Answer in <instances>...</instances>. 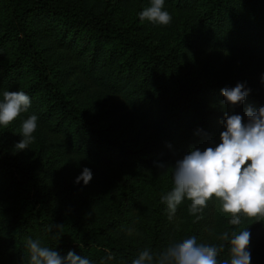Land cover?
Returning a JSON list of instances; mask_svg holds the SVG:
<instances>
[{"label": "trees", "instance_id": "obj_1", "mask_svg": "<svg viewBox=\"0 0 264 264\" xmlns=\"http://www.w3.org/2000/svg\"><path fill=\"white\" fill-rule=\"evenodd\" d=\"M152 1L193 19L157 36L138 15L124 19L94 0H0V52L12 51L0 64V87L26 72L16 101L66 140L67 150L96 164L147 169L173 159L197 176H227L253 162L264 183V92L198 61L206 49L264 56V0ZM54 47L65 51L69 68L116 98L106 115L75 105L53 79ZM123 110L138 115L137 132L104 125ZM149 130L155 145L135 147L133 136ZM51 161L38 149L23 163L0 138V185L8 197L0 264H264V209L241 227L236 211L210 239L212 201L201 202L181 229L177 206L162 198L170 186L147 211L130 215L123 188L106 198L93 187L92 171L60 179Z\"/></svg>", "mask_w": 264, "mask_h": 264}, {"label": "rangeland", "instance_id": "obj_2", "mask_svg": "<svg viewBox=\"0 0 264 264\" xmlns=\"http://www.w3.org/2000/svg\"><path fill=\"white\" fill-rule=\"evenodd\" d=\"M94 1L99 7L112 6V9L124 19L138 15L139 21L144 24L142 28L158 34L157 36L161 34L171 36L185 20L193 19L189 12L178 9L173 4L152 0ZM2 10H0V20L5 17V12ZM47 42H51L50 39ZM49 51L55 60L52 65V77L59 81L61 87L68 90L70 100L77 106H86L93 114L106 115L116 98L84 80L78 71L69 68L65 51L57 47ZM11 52V50L0 52V64ZM198 55V61L211 66L213 71L229 73L230 76L251 83L264 92V56L248 53L218 54L208 49ZM27 77L28 74L24 72L14 85L0 87V138L5 142L8 152L19 161L27 163L39 149L41 154H48L52 159L50 163L58 168L60 179L86 173L87 170L92 171L96 180V187H93L98 193L106 194V198L113 199L121 188L125 190L128 196L125 207L130 215H139L137 213L139 210L147 211L156 193L161 188L170 186L172 190L168 189L167 196L162 198L177 206L175 223L181 229L191 226L201 202L212 201L213 219L207 232V237L210 239L218 238L223 233L236 211L239 210L241 227L252 223L258 217L260 210L264 209V183L259 168L253 162L244 163L239 174L238 171L234 172V176L230 173L227 176L224 174L197 176L194 171L173 159L151 168L136 169L96 164L84 153L67 150L66 140L48 133L45 125L34 118L30 109L16 101V90ZM103 122L111 129L115 127V131L121 130L126 134H133V130L136 131L138 128L133 126L139 122V118L131 110H123ZM133 137L132 144L135 147L143 144L145 147H153L157 140L150 130L146 133H136ZM226 177H229V180ZM233 182L238 184L239 193L232 188ZM136 192L134 199L133 195ZM7 202L8 197L0 185V217L5 214ZM40 239L41 237H38L37 241Z\"/></svg>", "mask_w": 264, "mask_h": 264}]
</instances>
